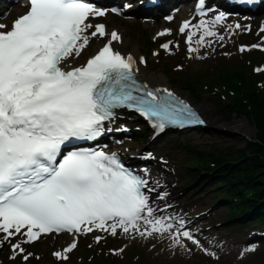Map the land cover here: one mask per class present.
I'll return each mask as SVG.
<instances>
[{"label":"snow or ice","instance_id":"snow-or-ice-1","mask_svg":"<svg viewBox=\"0 0 264 264\" xmlns=\"http://www.w3.org/2000/svg\"><path fill=\"white\" fill-rule=\"evenodd\" d=\"M203 4L200 0L197 7L200 16L206 14ZM104 15L90 0H28L26 13L15 18L9 30L0 31V244L23 237L12 244L14 254L24 252L22 244L53 233L73 236L71 243L53 252L65 260L66 253L77 247L76 235L106 232L113 237H148L173 228L169 218L154 215L156 210L143 191L154 190L148 180L126 168L116 153L88 148L63 152L74 140L100 137L105 122L115 120L116 109L139 113L161 132L167 126L204 123L168 89H149L137 82L136 61L112 47L120 35L91 23ZM224 19L221 12L194 26L184 21L179 33L185 35L188 51L196 50L191 44L198 33L195 42L200 46L206 37H217L212 28ZM7 27L0 24V29ZM168 34L170 30L157 35ZM105 37L107 42L84 64L72 65L70 61L93 38ZM170 43L161 48L168 51ZM139 63H145L143 57ZM178 223V234L170 236L173 246L182 235L201 247L190 232L182 230L183 222ZM94 239L99 243L102 236Z\"/></svg>","mask_w":264,"mask_h":264},{"label":"trees","instance_id":"trees-1","mask_svg":"<svg viewBox=\"0 0 264 264\" xmlns=\"http://www.w3.org/2000/svg\"><path fill=\"white\" fill-rule=\"evenodd\" d=\"M130 31L134 37L139 36L137 26H132ZM140 37V42L147 47L145 34ZM163 72L170 76L171 85L185 90L199 101L201 94L196 87L197 79L183 81L176 75ZM204 82L208 85L229 84L232 87L235 97L228 103H219L220 108L225 110L228 118H243L247 121L254 128V136L246 139L239 150L233 147L194 150L196 163L191 169L193 182H219L228 197L236 198V204H227L239 222L264 221V96L254 91L253 80L247 78L242 69H226ZM237 83L243 86L245 93H240Z\"/></svg>","mask_w":264,"mask_h":264},{"label":"rangeland","instance_id":"rangeland-1","mask_svg":"<svg viewBox=\"0 0 264 264\" xmlns=\"http://www.w3.org/2000/svg\"><path fill=\"white\" fill-rule=\"evenodd\" d=\"M124 25L125 24H122L123 27H125ZM148 73L154 76L160 74V71L158 69L148 70ZM240 93L241 94L245 93V90H240ZM228 97H231V95H228ZM221 102H223V100ZM197 105L198 107H206L208 109V112L210 113V116H213L219 120L220 127L206 128V132L208 133L206 132L202 133L200 132V130L192 131L189 134H184L183 135L184 139L182 141L186 139L188 142H191L193 145L202 146L206 151L213 150L214 149L213 147L222 148L221 150H223L226 147H230V148L233 147L234 150H239L244 146L242 145V143L246 139L253 138L254 136L253 126H251L243 118H236V117L228 118L225 113V110L220 108V104L217 103V101H215V97L208 98L205 94H202V97L200 101L197 102ZM237 121H241L245 124L247 132L238 131L239 129H241L240 126L241 123ZM138 122L143 123L141 119H139ZM232 127L236 128L237 130L234 129L232 130L231 129ZM212 130H215L217 135L213 133Z\"/></svg>","mask_w":264,"mask_h":264},{"label":"bare ground","instance_id":"bare-ground-1","mask_svg":"<svg viewBox=\"0 0 264 264\" xmlns=\"http://www.w3.org/2000/svg\"><path fill=\"white\" fill-rule=\"evenodd\" d=\"M141 12L139 11V8H138V14H140ZM146 74V73H145ZM146 76H147V74H146ZM148 77V79H149V81H150V83L152 84V85H155V86H158V85H163V84H165V83H163L162 81H163V79L161 78V77H159V76H156V75H154V76H147ZM163 83V84H162ZM202 106V105H201ZM198 109H199V113L202 115V117L204 118V119H206L207 121V123H208V125L211 127V128H218V127H220L219 125V120L218 119H216L215 117H213V116H210V113L208 112V109L206 108V107H198ZM237 122H240L241 124H240V126H241V129H239L238 131H240V132H247L246 131V126H245V124L243 123V122H241V121H237ZM232 130L234 129V130H237L236 128H234V127H232L231 128ZM200 132H202V133H205L206 132V128H203V129H200ZM212 132L213 133H215L216 134V131L215 130H212ZM206 133H208V132H206ZM217 135V134H216ZM224 135V134H223ZM225 136V135H224Z\"/></svg>","mask_w":264,"mask_h":264}]
</instances>
